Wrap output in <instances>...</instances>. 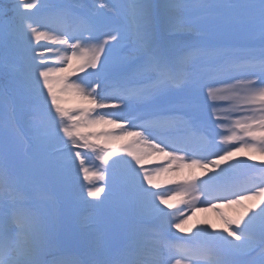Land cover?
<instances>
[{"label": "snow or ice", "instance_id": "1", "mask_svg": "<svg viewBox=\"0 0 264 264\" xmlns=\"http://www.w3.org/2000/svg\"><path fill=\"white\" fill-rule=\"evenodd\" d=\"M0 78V264H264V0H0ZM18 168L80 180L79 255Z\"/></svg>", "mask_w": 264, "mask_h": 264}, {"label": "bare ground", "instance_id": "2", "mask_svg": "<svg viewBox=\"0 0 264 264\" xmlns=\"http://www.w3.org/2000/svg\"><path fill=\"white\" fill-rule=\"evenodd\" d=\"M54 87H55V90L58 93V91H59L58 88H56V86H54ZM58 96L59 97L64 96L65 97V103L69 101L71 103L73 102L72 106H74V107L80 106V102L78 100H76L72 96L62 95L60 92L58 93ZM130 143H131V141H127V142H125V145L126 144H130ZM125 145H119V147H123ZM155 162H159V161H155ZM168 179H169V177H162V178H160L159 182L161 184L167 185ZM172 203L179 204V200L173 201ZM257 204H259L258 201H246L244 209L236 206L235 209H234L235 211L233 210V213H231V211H228V213L223 216V219L224 218L237 219L244 213V210L246 208L255 210L254 209V205H257ZM216 217L217 216L214 213H210L209 211H202V212H200V218L196 219L198 221L196 223H200L203 227H206V226L210 225L213 230L222 231L225 225L221 221H218V219H216ZM247 218L248 217H245V220ZM196 223L194 222V223H192V225L195 226ZM193 228L195 229V227H193Z\"/></svg>", "mask_w": 264, "mask_h": 264}, {"label": "rangeland", "instance_id": "3", "mask_svg": "<svg viewBox=\"0 0 264 264\" xmlns=\"http://www.w3.org/2000/svg\"><path fill=\"white\" fill-rule=\"evenodd\" d=\"M121 26H126V23H124V22H121V23H119ZM55 90V89H54ZM58 93H59V91H58ZM58 93H57V95H58ZM59 97V96H58ZM60 99H61V107H63V108H65V109H67V110H72L73 108H74V106L72 107V103L71 102H66L65 103V97L64 96H62V97H60ZM112 159V158H111ZM113 160V159H112ZM112 160H109V163H111V161ZM93 180H95V179H93ZM93 180H92V182H93ZM76 181H78V184H76L75 186L77 187V186H79L80 187V180L79 179H77ZM84 184H85V188L87 187V182H84ZM79 191H83V190H81V187L79 188ZM82 198H83V193H82V196H81ZM101 197H102V194H101ZM82 201V200H81Z\"/></svg>", "mask_w": 264, "mask_h": 264}]
</instances>
